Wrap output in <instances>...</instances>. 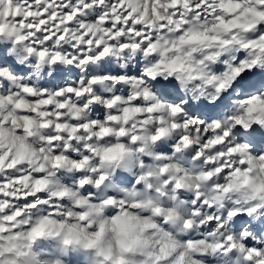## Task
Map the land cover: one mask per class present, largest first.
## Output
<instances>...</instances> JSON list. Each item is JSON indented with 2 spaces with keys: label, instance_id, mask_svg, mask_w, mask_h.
Returning a JSON list of instances; mask_svg holds the SVG:
<instances>
[{
  "label": "clouds",
  "instance_id": "clouds-1",
  "mask_svg": "<svg viewBox=\"0 0 264 264\" xmlns=\"http://www.w3.org/2000/svg\"><path fill=\"white\" fill-rule=\"evenodd\" d=\"M0 264H264V0H0Z\"/></svg>",
  "mask_w": 264,
  "mask_h": 264
}]
</instances>
